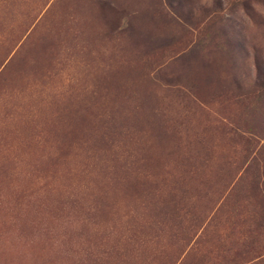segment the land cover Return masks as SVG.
<instances>
[{"label":"rangeland","instance_id":"1","mask_svg":"<svg viewBox=\"0 0 264 264\" xmlns=\"http://www.w3.org/2000/svg\"><path fill=\"white\" fill-rule=\"evenodd\" d=\"M0 264H264V0H0Z\"/></svg>","mask_w":264,"mask_h":264}]
</instances>
